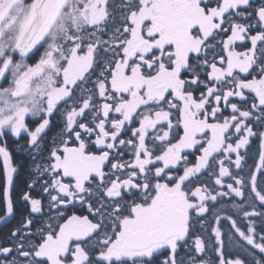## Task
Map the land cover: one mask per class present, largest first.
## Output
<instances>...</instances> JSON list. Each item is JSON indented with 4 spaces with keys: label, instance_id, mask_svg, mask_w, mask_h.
Masks as SVG:
<instances>
[{
    "label": "snow or ice",
    "instance_id": "6c2138e0",
    "mask_svg": "<svg viewBox=\"0 0 264 264\" xmlns=\"http://www.w3.org/2000/svg\"><path fill=\"white\" fill-rule=\"evenodd\" d=\"M0 161V264H264V0H0Z\"/></svg>",
    "mask_w": 264,
    "mask_h": 264
},
{
    "label": "trees",
    "instance_id": "16d2710c",
    "mask_svg": "<svg viewBox=\"0 0 264 264\" xmlns=\"http://www.w3.org/2000/svg\"><path fill=\"white\" fill-rule=\"evenodd\" d=\"M0 166H2L1 161H0ZM21 179H23V177H21ZM0 207H2V204H0ZM16 223H17V219L11 218L8 224L0 225V236L7 234L9 229L12 228Z\"/></svg>",
    "mask_w": 264,
    "mask_h": 264
},
{
    "label": "water",
    "instance_id": "95a60500",
    "mask_svg": "<svg viewBox=\"0 0 264 264\" xmlns=\"http://www.w3.org/2000/svg\"><path fill=\"white\" fill-rule=\"evenodd\" d=\"M1 163H2V161H1ZM11 218H9V220H10Z\"/></svg>",
    "mask_w": 264,
    "mask_h": 264
}]
</instances>
